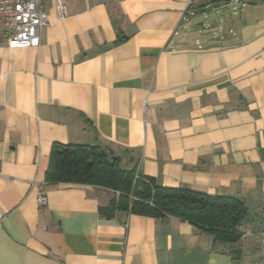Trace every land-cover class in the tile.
Instances as JSON below:
<instances>
[{"label": "crops", "instance_id": "crops-1", "mask_svg": "<svg viewBox=\"0 0 264 264\" xmlns=\"http://www.w3.org/2000/svg\"><path fill=\"white\" fill-rule=\"evenodd\" d=\"M41 7L38 47L9 49L0 25V264H264V0ZM67 144L110 149L162 187L239 197L253 234L222 244L113 210L111 190L48 185Z\"/></svg>", "mask_w": 264, "mask_h": 264}, {"label": "trees", "instance_id": "trees-1", "mask_svg": "<svg viewBox=\"0 0 264 264\" xmlns=\"http://www.w3.org/2000/svg\"><path fill=\"white\" fill-rule=\"evenodd\" d=\"M135 169L120 168L110 149L91 145L53 146L45 183L93 185L116 193L114 209L162 220L176 218L210 235L215 242L236 244L253 223L239 197L211 196L188 188H166L154 179L135 177Z\"/></svg>", "mask_w": 264, "mask_h": 264}, {"label": "built area", "instance_id": "built-area-1", "mask_svg": "<svg viewBox=\"0 0 264 264\" xmlns=\"http://www.w3.org/2000/svg\"><path fill=\"white\" fill-rule=\"evenodd\" d=\"M248 0H228L238 6L239 11ZM42 0H0V25L9 34L7 47L9 49L35 48L40 43V32L48 25V16L41 7ZM62 16L65 9L61 7ZM139 176L136 171L135 177ZM37 204L39 208L46 205V198L39 195ZM243 230V236H251L253 232ZM264 246V227L256 233Z\"/></svg>", "mask_w": 264, "mask_h": 264}, {"label": "rangeland", "instance_id": "rangeland-1", "mask_svg": "<svg viewBox=\"0 0 264 264\" xmlns=\"http://www.w3.org/2000/svg\"><path fill=\"white\" fill-rule=\"evenodd\" d=\"M233 5V4H232ZM233 6H236V5H233ZM235 8V7H234ZM237 10L239 11V9L237 8ZM120 168H122V165H120ZM258 214V213H257Z\"/></svg>", "mask_w": 264, "mask_h": 264}]
</instances>
